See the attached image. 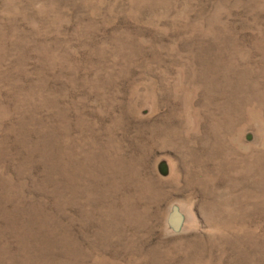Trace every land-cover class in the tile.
<instances>
[{
    "label": "rangeland",
    "instance_id": "rangeland-1",
    "mask_svg": "<svg viewBox=\"0 0 264 264\" xmlns=\"http://www.w3.org/2000/svg\"><path fill=\"white\" fill-rule=\"evenodd\" d=\"M0 264H264V0H0Z\"/></svg>",
    "mask_w": 264,
    "mask_h": 264
}]
</instances>
